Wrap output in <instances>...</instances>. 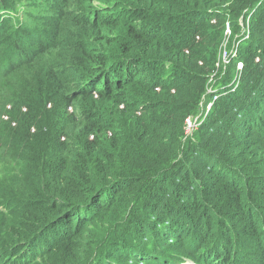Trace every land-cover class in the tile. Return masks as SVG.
I'll list each match as a JSON object with an SVG mask.
<instances>
[{"label": "trees", "instance_id": "obj_1", "mask_svg": "<svg viewBox=\"0 0 264 264\" xmlns=\"http://www.w3.org/2000/svg\"><path fill=\"white\" fill-rule=\"evenodd\" d=\"M1 83L0 264H264V0H0Z\"/></svg>", "mask_w": 264, "mask_h": 264}, {"label": "rangeland", "instance_id": "obj_2", "mask_svg": "<svg viewBox=\"0 0 264 264\" xmlns=\"http://www.w3.org/2000/svg\"><path fill=\"white\" fill-rule=\"evenodd\" d=\"M225 34H226V40L224 42V45H229V42H230V37L232 36V29L231 28H227L226 31H225ZM225 51L229 52L228 51V48L226 47L223 51V54L225 53ZM222 54V55H223ZM242 64V67H243V63ZM240 65V64H239ZM218 72V71H217ZM217 72L215 74H217ZM238 81L240 82V78H238ZM2 85V83L0 84ZM209 106L210 104L208 105V109H209ZM199 116H197L194 121L196 122L198 120ZM195 122H193L192 120L188 119V123H187V129H193V127L196 126ZM190 131V130H189ZM2 171V175H3V169L1 170L0 169V172Z\"/></svg>", "mask_w": 264, "mask_h": 264}, {"label": "built area", "instance_id": "obj_3", "mask_svg": "<svg viewBox=\"0 0 264 264\" xmlns=\"http://www.w3.org/2000/svg\"><path fill=\"white\" fill-rule=\"evenodd\" d=\"M227 28H230V26H227ZM232 52H233V50L230 53L225 51V53L223 54V60H224L225 65L229 62V56L232 54ZM239 68H243L241 63L239 65ZM236 84H239L238 79L236 81Z\"/></svg>", "mask_w": 264, "mask_h": 264}, {"label": "clouds", "instance_id": "obj_4", "mask_svg": "<svg viewBox=\"0 0 264 264\" xmlns=\"http://www.w3.org/2000/svg\"><path fill=\"white\" fill-rule=\"evenodd\" d=\"M21 13H22V12L17 13V14H14V15L19 16V17L21 18V20H23V17L21 16ZM183 264H197V263H194V262H192V261L187 260V261H185Z\"/></svg>", "mask_w": 264, "mask_h": 264}]
</instances>
